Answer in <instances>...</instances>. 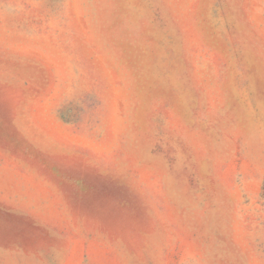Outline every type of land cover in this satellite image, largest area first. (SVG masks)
<instances>
[{"label": "rangeland", "instance_id": "1", "mask_svg": "<svg viewBox=\"0 0 264 264\" xmlns=\"http://www.w3.org/2000/svg\"><path fill=\"white\" fill-rule=\"evenodd\" d=\"M0 264H264V0H0Z\"/></svg>", "mask_w": 264, "mask_h": 264}]
</instances>
